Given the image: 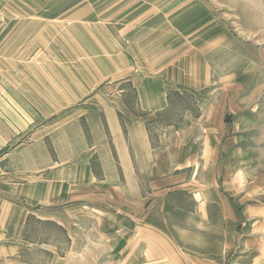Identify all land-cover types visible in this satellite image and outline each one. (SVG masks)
Listing matches in <instances>:
<instances>
[{
  "label": "crops",
  "instance_id": "crops-1",
  "mask_svg": "<svg viewBox=\"0 0 264 264\" xmlns=\"http://www.w3.org/2000/svg\"><path fill=\"white\" fill-rule=\"evenodd\" d=\"M192 3L120 5L122 13L146 15L127 24L126 42L136 48L127 59L140 64L120 81V102L57 112L63 104L54 96L49 102L47 85L40 83L46 78L0 72V264H79L83 254H111L113 184L135 190L136 205L143 208V175L154 178L161 171L168 175L169 192L150 204L167 207V220L153 211L152 224L131 235L121 227L115 252L135 253L138 264H264V197L240 191L245 169L218 165L219 177L205 181L204 156L199 165L165 160L175 138L185 137L190 118L158 126V133L147 124L169 108L174 91L191 93L199 116L216 115L218 126L227 125L217 110L231 105L215 101L221 87H213L226 75L215 80L209 60L222 47L225 31L207 7ZM128 93L135 95L133 103L125 100ZM211 140L199 135L203 154H211ZM178 151L192 153L188 147ZM229 172L232 180L221 182ZM154 183L146 184L159 190ZM175 190L189 200L175 198ZM161 222L175 228L164 229Z\"/></svg>",
  "mask_w": 264,
  "mask_h": 264
},
{
  "label": "rangeland",
  "instance_id": "rangeland-1",
  "mask_svg": "<svg viewBox=\"0 0 264 264\" xmlns=\"http://www.w3.org/2000/svg\"><path fill=\"white\" fill-rule=\"evenodd\" d=\"M139 1L0 0V72L22 70L32 80L46 78L40 83L47 85L49 102L54 96L63 104V109L57 112L120 102L117 99L121 95L120 81L134 75L136 65L140 64L127 59L126 54L134 53L136 49L126 42L127 24L130 21L134 24L135 19L139 23L146 16L122 13L120 5L127 9ZM192 1L193 6L207 7L212 19L225 31L222 47L209 60L213 75L217 77L215 80L226 75L213 87H221L215 101L231 105V108L217 110L227 125L220 123L218 126L216 115L202 113L199 116L194 110L191 93L171 91L169 108L151 118L148 127L158 133L161 132L157 131L158 126L163 128L184 117L190 118L185 137L179 134L181 136L175 138V150L165 160L175 158L180 164L194 162L199 165L204 156L202 165L205 166L207 161L208 170H205L203 180L208 182L219 177L214 172L218 165L230 167V170L232 167L244 168L246 172L241 174L240 191H250L251 198L261 199L264 197L261 194L264 189V0ZM41 10H47V13ZM120 54L124 56L123 61H119L123 57ZM125 97L128 102L135 101L134 94L128 93ZM199 135L213 139L207 150L211 154H203ZM179 147H188L192 153L179 156L183 153L178 151ZM231 174H223L219 180L229 183ZM143 176V199L148 205L137 206L136 191L117 190L114 186L120 184L114 183L110 207L113 252L83 254L79 264H138L135 253L120 255L115 252L122 235L119 230L123 227L131 235L130 232L135 233L143 225L152 224L153 211L158 212L161 221L164 214V220L169 214L167 207L150 204L152 197L160 203L167 197L168 175L161 171L154 178L149 174ZM152 181L159 185V190L147 187L146 183ZM173 196L182 201L189 200L183 191L175 190ZM125 199L130 201L128 206ZM161 224L164 229L175 228L173 224Z\"/></svg>",
  "mask_w": 264,
  "mask_h": 264
}]
</instances>
